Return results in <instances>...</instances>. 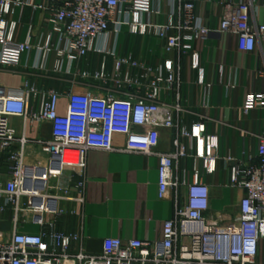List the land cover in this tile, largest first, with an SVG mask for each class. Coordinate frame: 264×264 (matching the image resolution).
<instances>
[{
	"label": "built area",
	"instance_id": "obj_1",
	"mask_svg": "<svg viewBox=\"0 0 264 264\" xmlns=\"http://www.w3.org/2000/svg\"><path fill=\"white\" fill-rule=\"evenodd\" d=\"M168 2L165 19L157 22L151 15L160 11L152 7V0H0V66L18 68L22 57L35 51L32 67L47 71L53 52L54 72L101 85L69 91L63 111L55 89H41L29 81L16 91L0 85V154L7 164L0 183V218L9 211L11 222L7 237L0 232V264H264L257 259L264 239V136L259 137L255 161L222 156L228 184L242 192L237 214L227 219L207 215L210 187L202 174L215 170L219 137L208 133L203 121L183 125L177 114L182 110L181 56L190 54L197 83L204 85V69L192 43L204 39L210 28L196 12L194 0ZM251 5V0L228 2L219 21V32L234 35L242 53L264 44V23L250 22ZM25 6L46 14L50 28L37 42L32 23L24 38L16 39L18 11ZM124 28L158 38L164 52L176 53V58L153 66L108 47V38ZM90 52L103 54L99 69L72 72ZM107 56L112 60L110 73ZM223 71L224 66L217 65L219 81ZM225 86L233 87L230 81ZM162 92L171 93L173 102L160 98ZM256 107H264V91L248 93L241 111L246 114ZM12 117L50 123V137L30 140L18 135L10 124ZM162 127L174 130L173 151L156 150ZM115 135L123 136L122 146L114 145ZM92 148L156 157L158 197L164 199L172 191L173 206L162 223L160 240L105 237L99 253H87L81 233L57 228L67 214L84 216L85 155ZM187 155L193 159L191 179L179 167ZM181 187L186 190L183 203ZM28 225L38 230H25Z\"/></svg>",
	"mask_w": 264,
	"mask_h": 264
},
{
	"label": "crops",
	"instance_id": "obj_2",
	"mask_svg": "<svg viewBox=\"0 0 264 264\" xmlns=\"http://www.w3.org/2000/svg\"><path fill=\"white\" fill-rule=\"evenodd\" d=\"M194 1L196 12L210 28L204 39L192 43V51L198 53L204 69L205 84L197 83V72L190 66V54L182 55V90L179 100L182 110L177 115L187 127L203 121L206 131L219 137V158L216 160L215 170L210 174L203 173L202 178L210 187L209 208L206 214L227 219L237 214V202L242 192L228 184L227 165L222 156L229 153L234 157L255 161L259 137L264 136V107H256L246 114L241 111L243 99L248 93L264 91V44L258 43L254 51L242 53L236 47L234 35L219 32L223 7L228 2L240 0ZM251 1L250 22L264 23V7L261 6V0ZM152 7L160 12L152 14L151 19L162 22L170 5L168 0H152ZM45 15L42 11H33L30 6L20 9L16 39L22 40L27 25L32 23L33 40L39 41L40 36L50 28ZM102 41L100 38L98 45ZM107 46L153 66L162 63L166 58H176V53L164 52L162 41L158 38L134 35L125 28L118 36L111 35ZM102 56L100 52H90L80 63L73 66L72 72L76 68L94 72L99 69ZM35 57L36 52L32 51L22 57V65L18 68L0 66V85L16 91L25 81H29L41 89H55L60 95L62 111L69 91L94 90L101 86L90 78L83 79L72 73L54 72L53 52L48 57L47 71L32 67ZM219 64L224 66L221 81L217 73ZM106 71H112V60L108 56ZM228 81L232 83V88L225 86ZM160 98L169 102L174 100L173 95L168 92H162ZM9 121L18 135L24 134L30 140L50 137L51 125L48 122L24 121L18 117H12ZM173 135V129L162 127L156 150L173 151ZM113 142L120 147L124 138L115 135ZM34 158L31 153L28 155V160ZM192 160L191 155H187L181 159L179 165L180 169L186 170L188 179H191L192 175ZM197 164L203 172L201 161L198 160ZM6 169L5 156L0 154V183L6 178ZM84 177V216L82 218L80 215L67 214L58 220V229L81 233L82 245L87 253H99L105 237L138 238L150 242L160 240L162 223L172 213V191L164 199L158 197L157 159L154 155L92 148L85 155ZM185 194V188L181 187V203L184 202ZM68 207L79 209L74 204ZM10 230V212L6 211L0 218L2 237H7ZM25 230L36 232L38 229L28 225ZM257 259L264 261V239L259 242Z\"/></svg>",
	"mask_w": 264,
	"mask_h": 264
}]
</instances>
